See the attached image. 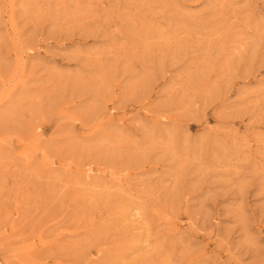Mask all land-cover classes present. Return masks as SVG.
I'll use <instances>...</instances> for the list:
<instances>
[{"label": "rangeland", "instance_id": "374dc122", "mask_svg": "<svg viewBox=\"0 0 264 264\" xmlns=\"http://www.w3.org/2000/svg\"><path fill=\"white\" fill-rule=\"evenodd\" d=\"M0 264H264V0H0Z\"/></svg>", "mask_w": 264, "mask_h": 264}]
</instances>
